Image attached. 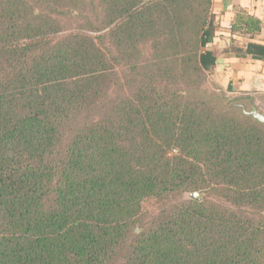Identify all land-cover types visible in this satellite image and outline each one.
<instances>
[{"label":"trees","instance_id":"obj_1","mask_svg":"<svg viewBox=\"0 0 264 264\" xmlns=\"http://www.w3.org/2000/svg\"><path fill=\"white\" fill-rule=\"evenodd\" d=\"M212 4L0 0V264H264V124L204 90Z\"/></svg>","mask_w":264,"mask_h":264},{"label":"crops","instance_id":"obj_2","mask_svg":"<svg viewBox=\"0 0 264 264\" xmlns=\"http://www.w3.org/2000/svg\"><path fill=\"white\" fill-rule=\"evenodd\" d=\"M212 12L217 24L212 46L217 43L226 47L232 40L243 47L248 42L264 45V0H213ZM248 15L262 23L261 31L253 39L248 34L231 31L236 15ZM211 45V44H210ZM221 74L227 83L241 91L260 90L264 85V62L251 57L225 56L217 59L215 77L221 81ZM260 87V88H258Z\"/></svg>","mask_w":264,"mask_h":264},{"label":"rangeland","instance_id":"obj_3","mask_svg":"<svg viewBox=\"0 0 264 264\" xmlns=\"http://www.w3.org/2000/svg\"><path fill=\"white\" fill-rule=\"evenodd\" d=\"M86 15L91 17L90 13H86ZM64 23L66 26L69 25L71 28L75 29L82 24V20L78 18H67L64 20ZM238 44L239 43H236V45ZM231 47V42L226 45V47H223L219 43H217L215 46H212V44L208 46V48L216 54L217 59L227 56L224 53V50L231 49ZM122 69L125 72L126 68ZM229 85L230 83H227V78L222 74L221 81L218 80V78L216 79L214 69L212 73L206 76L203 87L208 93H215L217 95H223L224 93L229 99H237V101L241 103L243 112H251L252 110H256L259 114L264 116V85L261 88L258 87L260 90H251L249 92L241 91L238 88L232 87V85H230L231 90H228ZM203 194L204 193H201L198 199H202ZM190 196L191 195L184 194L182 199L187 200ZM146 209L149 211V214H155L157 212V205L152 202L146 206ZM136 231L138 232V228H136Z\"/></svg>","mask_w":264,"mask_h":264},{"label":"water","instance_id":"obj_4","mask_svg":"<svg viewBox=\"0 0 264 264\" xmlns=\"http://www.w3.org/2000/svg\"><path fill=\"white\" fill-rule=\"evenodd\" d=\"M245 115L251 116L253 119H255L256 121H258L259 123L264 124V116L259 114L256 110H252L251 112H245ZM201 193H193L191 194L192 198L198 199L199 195Z\"/></svg>","mask_w":264,"mask_h":264}]
</instances>
